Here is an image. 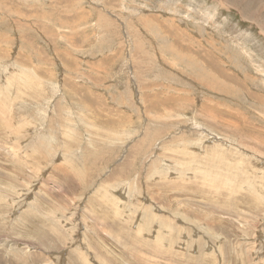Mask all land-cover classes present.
<instances>
[{"label": "rangeland", "instance_id": "374dc122", "mask_svg": "<svg viewBox=\"0 0 264 264\" xmlns=\"http://www.w3.org/2000/svg\"><path fill=\"white\" fill-rule=\"evenodd\" d=\"M179 1L0 0V264H264V38Z\"/></svg>", "mask_w": 264, "mask_h": 264}, {"label": "bare ground", "instance_id": "6f19581e", "mask_svg": "<svg viewBox=\"0 0 264 264\" xmlns=\"http://www.w3.org/2000/svg\"><path fill=\"white\" fill-rule=\"evenodd\" d=\"M82 1V0H81ZM149 2H151V0H148ZM163 1V0H162ZM226 2H231V0H225ZM235 1V0H234ZM243 1V0H242ZM259 1V0H258ZM261 1V0H260ZM127 2V1H126ZM178 2H180L179 0H178ZM238 2H239V0H238ZM263 2H264V0H263ZM156 3V2H155ZM237 3V2H236ZM240 3V2H239ZM249 0H247V8L245 9H241V14H242V16H243V18H244V20H246L247 18L249 19V20H251V22H252V25H250V26H253L257 31H259L260 32V36L261 37H263L264 38V4L262 5V6H259V7H257L255 10H254V6L252 5V7H250V9H248V5L249 4H251V3H249ZM154 4V3H153ZM158 4V3H157ZM160 4V3H159ZM164 4V3H163ZM166 4V3H165ZM254 4V3H253ZM155 5V4H154ZM153 5V6H154ZM161 5V4H160ZM236 5V4H235ZM239 5V4H238ZM143 6V5H142ZM220 6V5H219ZM209 7V6H208ZM241 7V6H240ZM154 8V7H153ZM155 8H157V6H155ZM158 8H160V7H158ZM233 8V7H232ZM151 9V8H150ZM229 9V8H228ZM148 10V9H147ZM154 10V9H153ZM158 10V9H157ZM162 11H164V9H161ZM181 10V9H180ZM200 11V10H199ZM215 11H217V10H215ZM211 12V11H210ZM218 12V11H217ZM143 13V12H142ZM161 13V12H160ZM202 13V12H201ZM149 14V13H148ZM165 14V13H164ZM218 15V14H217ZM239 15V14H238ZM223 16V15H222ZM221 16V17H222ZM241 16V15H240ZM239 17V16H238ZM212 18V17H211ZM214 18L215 19H217L215 16H214ZM227 18V17H226ZM102 19V18H101ZM129 19V18H128ZM152 20V19H151ZM183 20V19H182ZM212 20V19H211ZM219 20V19H218ZM226 21V20H225ZM224 21V22H225ZM242 21V20H241ZM212 22H213V20H212ZM166 23H168V22H166ZM215 23V22H214ZM217 23H218V21H217ZM226 23V22H225ZM106 24H108V23H106ZM163 24V23H162ZM172 24V23H171ZM174 24V23H173ZM216 24V23H215ZM242 24V23H241ZM152 25V24H151ZM165 25V24H164ZM180 25V24H179ZM195 25V24H194ZM201 25V24H200ZM218 25V24H217ZM223 25V24H222ZM243 25V24H242ZM156 26V25H155ZM169 26V25H168ZM175 26V25H174ZM177 26V25H176ZM248 26V25H247ZM149 27H152V26H149ZM154 27V26H153ZM152 27V28H153ZM161 27V26H160ZM227 27V26H226ZM236 26H234V28H235ZM165 28V27H164ZM167 28V27H166ZM154 29V28H153ZM163 29V28H162ZM228 29V28H227ZM226 29V30H227ZM230 29V28H229ZM236 29V28H235ZM248 29V28H247ZM150 30V29H149ZM152 30V29H151ZM238 30H239V28H238ZM161 31V30H160ZM176 31V30H175ZM187 31V30H186ZM250 31V30H249ZM152 32V31H151ZM154 32V31H153ZM168 32V31H167ZM169 32H172V31H169ZM227 32V31H226ZM230 32V31H229ZM232 32H234L233 31V28H232ZM240 32H242V30L240 31ZM239 32V33H240ZM196 33V32H195ZM177 34H179V33H177ZM226 34V33H225ZM165 35H166V33H165ZM180 35V34H179ZM233 35V34H232ZM252 35V34H251ZM149 36V35H148ZM161 36H162V34H161ZM201 36V35H200ZM238 36H239V34H238ZM151 37V36H150ZM150 37H149V39H150ZM156 37V36H155ZM173 37V36H172ZM179 37V36H178ZM187 37V36H186ZM225 37V36H224ZM231 37V36H230ZM240 37V36H239ZM238 37V38H239ZM250 37V36H249ZM251 37H254L253 35L251 36ZM250 37V38H251ZM159 38V37H158ZM164 38V37H163ZM171 38V37H170ZM176 38V37H175ZM234 38H235V36H234ZM233 38V39H234ZM237 38V37H236ZM151 39H153V38H151ZM160 39V38H159ZM167 39V38H166ZM169 39V38H168ZM172 39V38H171ZM193 40V39H192ZM229 40H230V38H229ZM246 41V40H245ZM153 42V41H152ZM234 43V42H233ZM232 43V44H233ZM244 43V42H243ZM246 43V42H245ZM252 43V42H251ZM186 44V43H185ZM227 44V43H226ZM162 45V44H161ZM236 45V44H235ZM245 45V44H244ZM163 46H164V44H163ZM240 46V45H239ZM248 46V45H247ZM162 47V46H161ZM179 47H181V46H179ZM246 47V46H245ZM224 48H225V46H224ZM227 48H228V46H227ZM229 49V48H228ZM199 50V49H198ZM177 51V50H176ZM182 51V50H181ZM236 51V50H235ZM252 51V50H251ZM207 52V51H206ZM208 53V52H207ZM178 54V53H177ZM189 54V53H188ZM204 54V53H203ZM223 54V53H222ZM245 54V53H244ZM195 55V54H194ZM221 55V54H220ZM257 55H258V53H257ZM193 56V55H192ZM259 56V55H258ZM257 56V57H258ZM184 57V56H183ZM202 57V56H201ZM214 57V56H213ZM216 57V56H215ZM184 58H186V57H184ZM191 58V57H190ZM208 58V57H207ZM188 59V58H187ZM212 60V59H211ZM214 60V59H213ZM249 60V59H248ZM251 60V59H250ZM254 60V59H253ZM263 60V59H262ZM191 61V60H190ZM210 61V60H209ZM219 61V60H218ZM242 61V60H241ZM203 62V61H202ZM208 62V61H207ZM211 62V61H210ZM213 62V61H212ZM215 62V61H214ZM192 63V62H191ZM245 63V62H244ZM263 63V62H262ZM215 64V63H214ZM243 64V63H242ZM253 64V63H252ZM179 65V64H178ZM198 66V65H197ZM231 66V65H230ZM210 67L212 68V66L210 65ZM240 67V66H239ZM242 67V66H241ZM248 67V66H247ZM201 68V67H200ZM230 68V67H229ZM264 68V67H263ZM204 69H206V68H204ZM224 70H226V69H224ZM188 71V70H187ZM206 71V70H205ZM228 71V70H227ZM230 71V70H229ZM229 71H228V73H229ZM244 71V70H243ZM207 72V71H206ZM209 72V71H208ZM213 72V71H212ZM228 73H226V74H228ZM203 74V73H202ZM211 74V73H210ZM222 74V73H221ZM215 76V75H214ZM213 76V77H214ZM219 76V75H218ZM222 76H224V74L222 75ZM246 76V75H245ZM202 77V76H201ZM247 77H248V75H247ZM215 79V78H214ZM217 79H219V78H217ZM221 79V78H220ZM247 79V78H246ZM253 79V78H252ZM200 80V79H199ZM222 80V79H221ZM201 81H202V79H201ZM197 82H199V81H197ZM209 82H210V79H209ZM219 82H221V81H219ZM245 82V81H244ZM204 83V82H203ZM213 83V82H212ZM226 83V82H225ZM201 84V83H200ZM229 84V83H228ZM206 85V84H205ZM208 85V87H209V83L207 84ZM222 85V84H221ZM214 86V85H213ZM217 86V85H216ZM215 86V87H216ZM28 87V86H27ZM207 88V87H206ZM249 88V87H248ZM27 89V88H26ZM219 89H220V87H219ZM226 89H228V88H226ZM215 90V89H214ZM26 91V90H25ZM24 91V92H25ZM229 92V91H228ZM251 92H252V90H251ZM261 93V92H260ZM23 94V93H22ZM208 94V93H207ZM254 94V93H253ZM26 95V94H25ZM255 95V94H254ZM259 96V95H258ZM250 97V96H249ZM260 97V96H259ZM255 100V99H254ZM261 99H259L258 101H260ZM264 100V99H263ZM262 100V101H263ZM248 101V100H247ZM261 102V101H260ZM264 102V101H263ZM264 104V103H263ZM155 111V110H154ZM259 111V110H258ZM260 112V111H259ZM243 114V113H242ZM264 117V116H263ZM153 240V239H152ZM150 242V241H149ZM166 246V245H165Z\"/></svg>", "mask_w": 264, "mask_h": 264}, {"label": "crops", "instance_id": "0c3cea01", "mask_svg": "<svg viewBox=\"0 0 264 264\" xmlns=\"http://www.w3.org/2000/svg\"><path fill=\"white\" fill-rule=\"evenodd\" d=\"M172 38H175V36H173ZM178 43H179V40H178V39H176V44L178 45Z\"/></svg>", "mask_w": 264, "mask_h": 264}]
</instances>
